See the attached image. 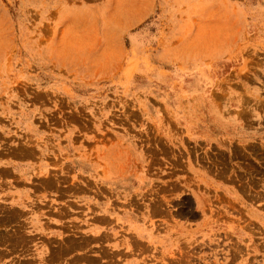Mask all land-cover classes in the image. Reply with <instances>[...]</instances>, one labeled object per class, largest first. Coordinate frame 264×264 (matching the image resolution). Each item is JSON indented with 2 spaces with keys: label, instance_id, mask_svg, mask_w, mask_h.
<instances>
[{
  "label": "rangeland",
  "instance_id": "obj_1",
  "mask_svg": "<svg viewBox=\"0 0 264 264\" xmlns=\"http://www.w3.org/2000/svg\"><path fill=\"white\" fill-rule=\"evenodd\" d=\"M0 264H264V0H0Z\"/></svg>",
  "mask_w": 264,
  "mask_h": 264
},
{
  "label": "crops",
  "instance_id": "obj_2",
  "mask_svg": "<svg viewBox=\"0 0 264 264\" xmlns=\"http://www.w3.org/2000/svg\"><path fill=\"white\" fill-rule=\"evenodd\" d=\"M36 161H35V159H32V160H29L28 161V163H24V162H21V165H18V166H16V168H14V166L15 165H13V164H10V166L12 167V168H14L15 170V173H22V171L24 170V172L25 171H27V168H29V169H31V167H32V165H36ZM38 164V163H37ZM17 170V171H16ZM12 194V196L11 197H17V196H19V194L20 193H17V194H14V192H12L11 193ZM10 194V195H11ZM50 223V222H49ZM46 224H45V222L44 221H41L40 223H38V224H36V226H37V228L38 229H40V230H42V228L45 226ZM166 228V227H165ZM165 236H167V234H164Z\"/></svg>",
  "mask_w": 264,
  "mask_h": 264
}]
</instances>
